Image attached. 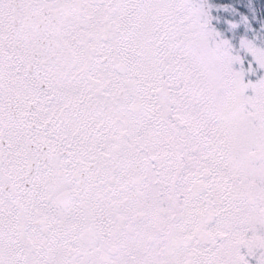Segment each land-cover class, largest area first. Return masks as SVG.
Segmentation results:
<instances>
[{"label": "snow or ice", "instance_id": "6c2138e0", "mask_svg": "<svg viewBox=\"0 0 264 264\" xmlns=\"http://www.w3.org/2000/svg\"><path fill=\"white\" fill-rule=\"evenodd\" d=\"M0 264H264V0H0Z\"/></svg>", "mask_w": 264, "mask_h": 264}]
</instances>
